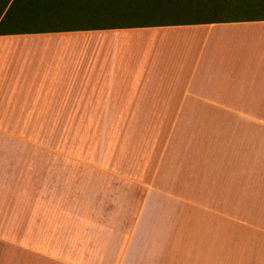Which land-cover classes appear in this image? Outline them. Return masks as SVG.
Segmentation results:
<instances>
[{
    "label": "crops",
    "instance_id": "crops-1",
    "mask_svg": "<svg viewBox=\"0 0 264 264\" xmlns=\"http://www.w3.org/2000/svg\"><path fill=\"white\" fill-rule=\"evenodd\" d=\"M263 117L264 21L0 35V124L168 125L157 127L166 150L188 143L174 176L162 175L170 168L161 157L149 179L137 180L149 194L130 231L122 221L131 216L119 212L116 228L102 230L96 242L85 229L82 239L21 244L22 256L6 264H164L179 232L186 248L198 247L184 235L199 243L200 219L212 218L206 204L215 214L216 194L233 183L222 182L221 167H207L216 145L190 142L208 132L173 136L169 125L254 124Z\"/></svg>",
    "mask_w": 264,
    "mask_h": 264
},
{
    "label": "rangeland",
    "instance_id": "rangeland-1",
    "mask_svg": "<svg viewBox=\"0 0 264 264\" xmlns=\"http://www.w3.org/2000/svg\"><path fill=\"white\" fill-rule=\"evenodd\" d=\"M164 1L151 0L147 5L158 6ZM192 14L196 12L182 10L163 16L187 18ZM166 126L0 124V264L22 256L21 244L54 245L82 239L85 236L79 232L85 229L88 240L92 237L94 242L102 230L116 228L119 212L131 216L122 221V230L130 231L135 213L145 206L149 194V188L137 182L141 175L149 179L161 157L162 165L168 161L170 168L163 169V176H169L170 171L172 176L176 174L173 164L182 169L188 143L179 141L166 150L157 135ZM169 127L174 129L173 136L182 131L195 135L208 132L206 140L190 142L195 147L216 145L218 156L207 158V167H221L222 182H232L233 187L216 194L215 214L209 212L213 205L206 204L212 218L200 219L199 243L184 235L191 246L197 243L198 247L188 250L181 244L179 232L176 238L173 235L164 264L169 260L173 264H264V123Z\"/></svg>",
    "mask_w": 264,
    "mask_h": 264
},
{
    "label": "trees",
    "instance_id": "trees-1",
    "mask_svg": "<svg viewBox=\"0 0 264 264\" xmlns=\"http://www.w3.org/2000/svg\"><path fill=\"white\" fill-rule=\"evenodd\" d=\"M184 1L155 6L147 5L151 0H0V35L264 21V0ZM182 10L196 14L163 16Z\"/></svg>",
    "mask_w": 264,
    "mask_h": 264
}]
</instances>
